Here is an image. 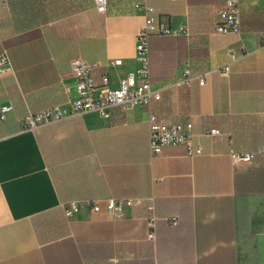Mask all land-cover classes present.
<instances>
[{"label": "crops", "instance_id": "crops-1", "mask_svg": "<svg viewBox=\"0 0 264 264\" xmlns=\"http://www.w3.org/2000/svg\"><path fill=\"white\" fill-rule=\"evenodd\" d=\"M56 2L46 0L47 16L56 17ZM147 2L178 32L150 40L161 97L112 118L86 111L20 129L30 113L77 96L74 57L92 65L98 85L107 75L117 87L139 65L145 14L138 5L133 14L103 13L87 2L18 31L9 0H0V51L13 67L0 75V107L14 106L0 122V264H264V0H240L241 34L216 30L224 0ZM188 58L195 70H212L205 84L173 83ZM150 113L170 124L190 119L202 152L178 144L153 155ZM212 127L224 134L205 135ZM230 137L238 151L258 152L254 160L235 163ZM111 196L140 200L113 216ZM86 198L99 199L100 210L65 213L70 200ZM174 214L177 224L167 219Z\"/></svg>", "mask_w": 264, "mask_h": 264}, {"label": "built area", "instance_id": "built-area-1", "mask_svg": "<svg viewBox=\"0 0 264 264\" xmlns=\"http://www.w3.org/2000/svg\"><path fill=\"white\" fill-rule=\"evenodd\" d=\"M110 0H94L95 7L103 13L108 10ZM145 14V21L136 36V54L139 61L138 67L125 75L117 87L110 86L109 76L103 77V84L98 85L94 79L93 67L81 57H74L71 60V71L75 77V88L77 96L71 98L66 104L55 105L44 109L39 113H30L23 119L19 126L20 129H35L41 125L59 122L69 117L82 114L86 111H97L102 116L112 118L114 112L119 110L125 112L130 105L138 104L150 106L154 99L161 97V88H156L152 82L150 40L153 36L172 35L178 32L170 25L163 23L156 9L147 0H143L138 5ZM241 2L240 0H224L223 6L218 11V22L216 30L220 33L241 34ZM264 43V31L261 34ZM182 75L174 80L175 84L190 85L194 79H199L200 84H205L207 75L211 69L195 70L192 61L188 58L180 64ZM12 62L7 49L0 51V75L12 71ZM229 66L226 65L222 72L229 74ZM14 110L12 104H3L0 107V120L7 122L10 113ZM149 141L153 155L162 152L167 145L183 144L187 146L189 155L202 152V146L194 141V124L190 119L170 124L160 122L153 113L149 114ZM205 135L221 136L224 131L218 127H212L204 131ZM232 144L230 155L233 161L249 162L254 160L255 151H238L233 146V138L230 137ZM140 200L139 197H107L106 207L113 216L124 213L127 207L133 206ZM99 199H72L65 205V213L70 215L78 211L82 206H89L98 211L101 208ZM154 210V206H149ZM168 221L177 224L179 216L170 215ZM149 237L154 238L155 217L149 220Z\"/></svg>", "mask_w": 264, "mask_h": 264}, {"label": "trees", "instance_id": "trees-1", "mask_svg": "<svg viewBox=\"0 0 264 264\" xmlns=\"http://www.w3.org/2000/svg\"><path fill=\"white\" fill-rule=\"evenodd\" d=\"M143 0H110L108 5L107 13L109 14H133L136 10L137 5L141 4ZM40 4L37 5V0H9V5L11 7V11L14 13V20L18 31L27 30L32 28L40 23L49 22L54 20L59 16H66L77 12L78 10L84 9L88 4L94 5V0H57L55 5L53 6V10L56 12V17L47 16V7L49 5L46 4V0H39ZM68 5H65L66 3ZM36 11L33 13L32 11H26L25 13L28 16H25L24 8L29 5L35 4ZM52 10V9H51ZM22 16V17H21ZM25 22V23H24ZM165 36V35H160ZM11 114V113H10ZM10 118V115H9ZM9 121V119H8ZM0 122H3L0 120ZM20 128V127H19ZM258 152H256V155ZM255 155V157H256ZM250 257L253 258V251L250 250L248 252Z\"/></svg>", "mask_w": 264, "mask_h": 264}]
</instances>
